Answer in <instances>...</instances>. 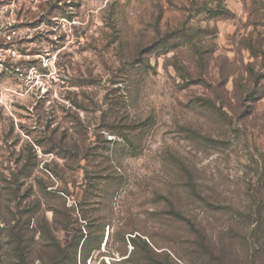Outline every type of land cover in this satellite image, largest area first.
Masks as SVG:
<instances>
[{
    "label": "rangeland",
    "instance_id": "obj_1",
    "mask_svg": "<svg viewBox=\"0 0 264 264\" xmlns=\"http://www.w3.org/2000/svg\"><path fill=\"white\" fill-rule=\"evenodd\" d=\"M0 23L33 75L0 73V264H264V0H0Z\"/></svg>",
    "mask_w": 264,
    "mask_h": 264
},
{
    "label": "built area",
    "instance_id": "obj_2",
    "mask_svg": "<svg viewBox=\"0 0 264 264\" xmlns=\"http://www.w3.org/2000/svg\"><path fill=\"white\" fill-rule=\"evenodd\" d=\"M3 25L0 23V73L13 75L24 82H31L33 75L30 69H24L17 61L19 53L8 47L14 32H3Z\"/></svg>",
    "mask_w": 264,
    "mask_h": 264
},
{
    "label": "trees",
    "instance_id": "obj_3",
    "mask_svg": "<svg viewBox=\"0 0 264 264\" xmlns=\"http://www.w3.org/2000/svg\"><path fill=\"white\" fill-rule=\"evenodd\" d=\"M210 13L212 15H221V14H224L226 13V10H223V9H215V10H212L210 11ZM137 128V126H128L127 127V130H130V131H135V129ZM128 132H123V138L125 139V141L128 143V144H131V138H129V136L127 135ZM135 135V134H134ZM184 219V218H183ZM187 222H190V219H187ZM23 228V227H22ZM21 227L18 228V231L15 232L14 235H16V237H18V235H22L24 233V230L22 229ZM12 231V230H11ZM23 232V233H22ZM19 235V236H20ZM74 243H70L69 245L65 246L64 248H62L60 245H55L56 249L59 251L60 253V256H58L57 260L58 262H56V264H60L63 257L66 256L68 260H72L74 259L72 257V253H74L72 251V247H73Z\"/></svg>",
    "mask_w": 264,
    "mask_h": 264
}]
</instances>
